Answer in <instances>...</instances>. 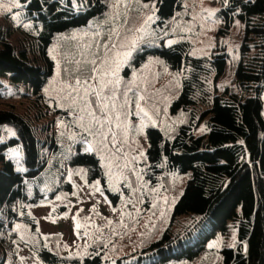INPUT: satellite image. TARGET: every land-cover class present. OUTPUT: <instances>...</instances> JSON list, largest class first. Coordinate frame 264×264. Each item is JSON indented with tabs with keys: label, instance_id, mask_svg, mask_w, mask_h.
<instances>
[{
	"label": "trees",
	"instance_id": "16d2710c",
	"mask_svg": "<svg viewBox=\"0 0 264 264\" xmlns=\"http://www.w3.org/2000/svg\"><path fill=\"white\" fill-rule=\"evenodd\" d=\"M142 1L153 3L159 23L169 21L182 7V0ZM223 2L219 9L223 21L220 32L228 33L235 17L244 26L235 66L239 92L216 88L226 66L224 48L207 56H193L189 42L165 45L163 37L157 36L155 45L144 50L161 56L171 70L181 73L169 107L172 112L186 110L188 114L171 136L157 127L146 129L144 180L155 185L158 178L171 171L187 173L188 178L166 227L146 237L139 250L116 257L117 264H122L125 257L138 264L191 262L229 227L235 230V241L221 246L218 261L211 264H264V0ZM15 9L19 11V21L34 37L39 57L31 58L25 48L16 49L0 32V99L15 93L41 105L57 65L52 45L59 42V36L86 28L103 17L108 0H18ZM69 64L63 63L66 74L76 70ZM43 110L38 107L34 117L13 108H0V126L7 124L16 129V135L0 140V217L5 215L9 223L13 219L23 221L32 230L36 221L27 205L38 202L44 194L37 185L29 194L28 183L40 180L52 162L58 167L62 161L86 166L88 179L100 181L111 204L118 197L109 190L95 151H83L77 146L64 160L63 154H57V137L38 133L37 121ZM55 110L68 113L67 106ZM197 112L198 118L206 122V130L200 134L194 133ZM48 126L46 122L39 128L45 131ZM16 144L22 147L25 171L16 169L13 158L6 153L9 146ZM66 186L71 188L69 183ZM181 216L190 217V223L183 231L174 232L173 224ZM3 227L0 220V229ZM4 228L9 233V228ZM36 257L40 264H103L110 260L100 243L89 244L82 255L61 254L41 246L36 249Z\"/></svg>",
	"mask_w": 264,
	"mask_h": 264
},
{
	"label": "rangeland",
	"instance_id": "374dc122",
	"mask_svg": "<svg viewBox=\"0 0 264 264\" xmlns=\"http://www.w3.org/2000/svg\"><path fill=\"white\" fill-rule=\"evenodd\" d=\"M223 1L182 0V7L173 17L159 23L152 2L108 0V9L103 17L91 22L86 28L59 36V42L52 45L51 53L57 65L54 76L45 87L47 98L41 101V105L31 97L15 93L0 99V108H13L34 117L39 112L38 107H44L37 124L41 127L48 122L49 126L45 131L38 127V133L41 136L51 133L57 137L60 144L57 154H63L64 160L65 155L75 152L77 146L84 151L91 143L92 151L100 158L109 190L118 195L116 203L111 204L100 181L88 179L86 166H71L62 161L58 167L52 162L40 180L28 183L29 194L34 185L44 194L38 202L27 205L28 212L35 218V229L32 230L23 221L13 219L9 223L5 215L0 217L3 226L10 230L8 233L4 227L0 229V264H40L36 249L41 246L61 254L82 255L89 244L94 243H100L106 259H110L103 264H117L116 257L139 250L146 237L166 227L172 206L183 190L188 174L171 171L158 178L155 185L144 180L143 168L146 166L148 147L146 129L157 127L171 136L176 127L186 121L188 114L186 110L172 112L169 107L175 96L174 90L180 85L181 73L171 70L161 56L144 50L155 45L157 36L163 37L165 45L181 40L189 42V53L193 56H207L218 48H224L227 52L226 66L217 80L216 88L222 91L227 87L239 92L235 66L244 26L235 17L228 33L220 32L223 21L219 9ZM17 7L18 0H0L1 35L9 39L16 49L25 48L31 58L37 59L36 41L28 34L25 23L19 21ZM133 41L136 42L135 47L132 46ZM105 44L111 49L108 53L109 70L115 73L110 78L119 81L115 93L117 103L123 104L125 99L128 100L121 110V127L117 129L120 152L116 153L115 160L112 158L115 150L110 137L108 148L102 150L98 138L94 139L81 126L82 123L87 125L88 119L85 117L84 121L80 120L82 105L72 104L65 87L75 84L78 73L74 71L66 74L67 69H63L64 62H70L69 65L77 69L76 61L93 59L94 53L103 59ZM113 44L115 48H112ZM129 51L131 55L125 58L123 53ZM117 53H120L118 57ZM85 65V69L90 70L92 67L90 64ZM141 95L144 100L139 102L147 111V116L137 112L136 101ZM65 106L68 107V113L61 114L55 110ZM196 114L198 121L194 133L200 134L206 130V122L205 118H198V112ZM13 135H16L13 126H0V140ZM6 153L13 158L16 169L26 170L20 144L9 146ZM125 164L128 166L124 167ZM68 183L71 184L70 189L66 186ZM189 220L188 216L178 217L172 230L183 231ZM234 241L235 230L229 227L226 234L218 233L207 244L200 257L176 264L217 262L220 247L231 245ZM122 264L138 263L125 257Z\"/></svg>",
	"mask_w": 264,
	"mask_h": 264
},
{
	"label": "snow or ice",
	"instance_id": "6c2138e0",
	"mask_svg": "<svg viewBox=\"0 0 264 264\" xmlns=\"http://www.w3.org/2000/svg\"><path fill=\"white\" fill-rule=\"evenodd\" d=\"M116 34L118 35V33ZM135 43V41L132 42L133 47H135ZM103 47L106 49L103 59L99 54L94 53L92 54L94 56L93 59L89 60L85 58L83 61H76L77 69L75 71L78 74L75 79V84L66 85L65 87L68 90V97L71 99L72 104L76 105L80 103L82 105V107H80V120L84 121L85 117L88 119L87 125L81 124L84 131L93 135L94 139L98 138V143L102 146V150L108 148L110 137L112 148L115 150L112 153V158L115 160L117 159L116 153L120 152V147L117 145V129L121 127V110L125 108L128 100L125 99L123 104L117 103L115 93L119 81L110 78V76L115 74L109 70L110 59L108 53L111 49L107 44L103 45ZM115 47L116 45L113 44L112 48ZM119 55L120 53L116 54L117 57ZM130 55V51L123 53L125 58ZM85 64H90L92 66L90 70L82 66ZM73 93H75V95H73ZM124 95L127 96V93L125 92ZM141 100H144L142 95L139 96L136 101L137 112L147 116V111L140 105L139 101ZM123 115H127V113H123ZM86 150L92 151L91 143ZM141 155H143V153H141ZM127 166V164L124 165V167ZM117 167H119V165H117ZM109 168L111 169V164ZM109 174H112L111 170ZM121 175H123L122 172ZM97 190L99 189L97 188ZM109 224H111V221H109ZM77 227H79V225H77ZM213 246L214 245H209V247Z\"/></svg>",
	"mask_w": 264,
	"mask_h": 264
}]
</instances>
